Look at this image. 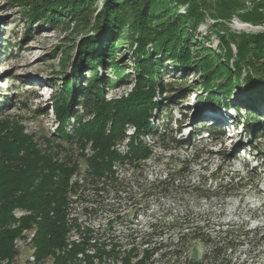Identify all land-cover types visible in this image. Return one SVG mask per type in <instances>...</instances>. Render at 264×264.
Returning a JSON list of instances; mask_svg holds the SVG:
<instances>
[{
	"label": "trees",
	"instance_id": "trees-1",
	"mask_svg": "<svg viewBox=\"0 0 264 264\" xmlns=\"http://www.w3.org/2000/svg\"><path fill=\"white\" fill-rule=\"evenodd\" d=\"M128 1L105 0L101 19L95 17L96 0L9 1L23 9L26 36L32 28H50L81 33L83 38L75 52L72 76L63 81L52 98L50 110L58 123L54 134L36 138L26 132L24 125L3 117L0 110V264L15 260L18 251L14 241L24 230L32 228L36 229L34 245L39 261L53 256V264H79L75 262L79 248L57 255V250L65 246L70 179L81 158L87 160L91 172L104 176L112 172L116 161L128 159L134 165L153 156L155 147L146 143L144 137L162 134L164 140L167 128L153 123L156 113L162 112L163 101L176 108L190 97L186 87L164 82V71L168 74L173 71L165 70V63L185 72L186 78L190 74L203 77L202 88L212 92L206 97H196L197 107L204 114L235 111V125L242 127L243 135L254 142L264 141V114L257 110L264 105V33L236 35L225 25L233 17L251 25H264V0H249L254 3L252 8L246 6V0H214V4L211 0ZM210 11L218 21L215 27L224 49L223 62L216 61L213 53L195 41V34ZM93 16L97 24L90 28ZM231 44L237 47L236 56ZM124 47L132 53L129 60L134 64L132 72L127 71V63H120L122 58L117 55ZM68 60H62L64 66ZM232 61L233 70L229 64ZM243 70L247 71L245 99L229 102ZM130 83L132 90L126 96L108 98V89ZM175 88L174 95L161 98ZM162 115L156 116L155 122H160ZM212 122L206 121L187 138H177L182 133L181 120H177L176 129H171L173 126L168 129L173 130L172 146L192 148L193 139L202 135L211 138L213 144L219 143L225 132ZM130 126L134 135L127 155L122 156L116 146L127 139ZM89 145L93 154L87 157ZM162 146L171 150L164 143ZM244 147L259 154V146L248 142ZM172 187L174 184L167 186L165 193ZM222 190L220 187L218 194L201 196L210 201L218 198ZM223 193L229 197L232 191ZM16 210L30 214L17 219ZM193 240L212 245L213 249L204 259H193L192 264L204 261L232 264L233 248L217 245L215 239L199 230Z\"/></svg>",
	"mask_w": 264,
	"mask_h": 264
},
{
	"label": "rangeland",
	"instance_id": "rangeland-1",
	"mask_svg": "<svg viewBox=\"0 0 264 264\" xmlns=\"http://www.w3.org/2000/svg\"><path fill=\"white\" fill-rule=\"evenodd\" d=\"M9 1L0 0V110L3 117L24 125L28 134L42 139L54 134L58 127L50 110L52 98L63 81L72 76L75 52L83 35L61 29L32 28L26 36L23 9L19 5H11ZM96 1L95 17L98 15L97 18L101 19L105 0ZM210 2L214 4V0ZM253 5L246 0L248 8ZM211 13L213 11L207 12L195 34V41L213 53L216 61L220 59L223 62L224 49L215 27L218 21L212 18ZM96 24L93 16L90 28ZM225 25L230 33L236 35L264 33V25H251L237 17L226 21ZM65 46L73 49L68 51ZM231 49L236 56L237 47L231 44ZM117 55L122 58L120 63H127V71L132 72L134 64L129 61L132 53L128 48H122ZM66 58L69 60L64 66L62 60ZM229 64L233 70V61ZM165 65V70L173 71L170 74L164 71V82L186 87L190 97L176 108L163 101L162 112H157L156 116L164 115L160 117V122H155V116L153 123L156 127L164 125L167 128L164 140L162 134L154 138L144 137L146 143L155 147L153 156L144 164L148 172L149 216L154 223L158 221L152 236L160 234L158 244L166 246L163 247L166 254L181 257L183 263L186 259L190 261V256L191 259H204L213 249L212 245L193 240V235L199 230L215 239L217 245L234 249L232 264H264V141L254 142L243 135L242 127L235 125V111L204 114L197 107L199 101L196 97H206L212 92L202 88L203 77L190 74L186 78L185 72L176 71L169 63ZM110 73L108 75L112 77ZM246 74L247 71L243 70L236 82L239 86L235 83L236 88L229 102L245 99ZM131 86L130 83L126 87L108 89V98L126 96L132 90ZM176 91V88L169 89L161 98L174 95ZM5 102L7 105L2 104ZM257 110L264 114V105ZM241 115H245L244 109ZM177 120L182 123V133L177 138H187L191 131L206 121H213L212 124L223 128L225 134L217 144H213L207 135H202L193 139L192 148L175 149L171 144V133L176 129L174 123ZM171 126L173 130H168ZM127 133L133 136L134 128L128 127ZM248 142L260 147L259 154L244 147ZM162 143L171 150L164 149ZM171 184L174 187L165 193L166 187ZM220 187L232 191L231 196L226 197L224 190L218 198L210 201L201 196L218 194ZM184 235L187 238L184 237L183 245L178 244L177 239ZM26 255V252L21 253L13 264H25ZM169 262L172 264L171 260Z\"/></svg>",
	"mask_w": 264,
	"mask_h": 264
},
{
	"label": "built area",
	"instance_id": "built-area-1",
	"mask_svg": "<svg viewBox=\"0 0 264 264\" xmlns=\"http://www.w3.org/2000/svg\"><path fill=\"white\" fill-rule=\"evenodd\" d=\"M131 135L127 133V139L116 146L122 156L128 153ZM92 154L89 145L85 155ZM146 161L132 165L128 159L119 160L111 173L97 176L85 158L79 159L70 179L72 191L67 205L65 246L57 250V255L79 248L75 259L79 264H170V260L172 264H192L191 256L190 261L186 259L183 263L181 257L166 254L163 249L166 246L158 244L160 234L152 236L158 221L154 223L149 216ZM29 214L24 210L14 212L17 219ZM35 236L36 229L32 228L24 230L14 241L18 251L15 260L26 252L25 264H53V256L38 260ZM184 236L177 239L178 244L183 245ZM1 264L13 262L6 260Z\"/></svg>",
	"mask_w": 264,
	"mask_h": 264
}]
</instances>
